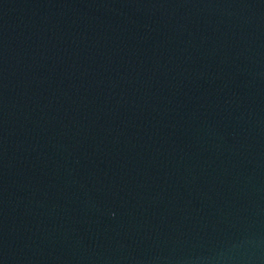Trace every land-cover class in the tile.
<instances>
[{
	"label": "water",
	"instance_id": "1",
	"mask_svg": "<svg viewBox=\"0 0 264 264\" xmlns=\"http://www.w3.org/2000/svg\"><path fill=\"white\" fill-rule=\"evenodd\" d=\"M0 264H264V0H0Z\"/></svg>",
	"mask_w": 264,
	"mask_h": 264
}]
</instances>
